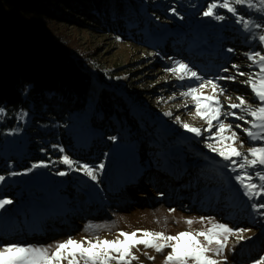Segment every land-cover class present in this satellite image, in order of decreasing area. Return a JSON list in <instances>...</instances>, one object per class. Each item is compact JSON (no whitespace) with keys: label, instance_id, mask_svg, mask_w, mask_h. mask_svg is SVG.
<instances>
[{"label":"rangeland","instance_id":"374dc122","mask_svg":"<svg viewBox=\"0 0 264 264\" xmlns=\"http://www.w3.org/2000/svg\"><path fill=\"white\" fill-rule=\"evenodd\" d=\"M139 1L143 2L139 8L147 10L146 28H149L157 45L123 41L102 33L92 23L67 12L63 14L65 18L50 21L42 30L68 44L76 58L93 74L95 83L103 74L104 80L132 97L140 109L138 116L148 117L152 126L137 131L135 143L121 139V135L115 136V140L110 139V154L102 163L104 168H95L97 181L60 163L64 155L60 151L46 155V168L27 169L19 175H9L10 183L19 188L9 197H0L13 201L0 209V245H51L50 251H54L56 242H63L69 237L78 241L86 237L94 241L97 236L100 239H116L120 231L137 229L176 235L181 231L206 230L211 226L207 218L211 217L215 219L212 222L225 223L233 229H250L243 233L245 237H251L245 239L248 243H253L260 235L259 240L263 242L260 251L242 258L245 249L241 243L243 240L236 244L237 237L230 236L227 242L224 254L228 257V264H250L252 259L264 253V215L255 212L252 207H236L232 203L236 188L243 194L234 179L240 172L239 158H234L237 159L236 165L210 158V154H217L206 147L207 143H215L205 139L210 135L203 131L207 124L196 117L191 99L180 95L188 86H196L200 81H179L166 69L174 66L175 61H183L204 79L234 74L233 64L239 65L241 71L254 72L258 68L248 67L251 61L244 53L261 51L262 45L259 42L255 49H251L236 41L233 34L239 26H243V22L236 23V17L224 9H218L226 17L222 21L203 16L211 0ZM251 3L252 8L258 9L254 11L255 17L247 4L237 7L244 20L249 21V28L258 40V36L264 34V5L260 0H251ZM257 24L261 27H256ZM230 48L234 52H229ZM223 68H229L230 72H223ZM246 79L238 76L235 82L218 81L227 89L219 96L225 113L243 114L240 109L229 107L239 103L237 97L240 96L253 107L257 106L250 88L243 83ZM202 91L205 95L212 94L210 85ZM166 112H171L172 116L164 115ZM12 116L17 117L18 122L34 121L21 111L12 113ZM177 116L180 121L201 128L202 135L197 137L183 129L175 122ZM221 118L233 126L239 123L249 127L244 121L231 116ZM234 130L240 136L234 145L239 151L247 153L249 147L264 145V141H251L241 129ZM15 135L19 140L22 130H16ZM152 146H162V149L161 154L149 162L146 151ZM14 147H23V144L16 141ZM232 167H236L237 172L231 171ZM141 169L143 173H140ZM59 171H67L68 175L59 176ZM248 171L252 173L254 170ZM254 182L260 183L255 177ZM38 208L46 214L45 226L36 215ZM260 211L264 212V209ZM201 217L205 218L202 223ZM232 218L235 220L232 221ZM187 219L196 221L191 229L185 223ZM141 224L144 227H136ZM11 228L13 233L8 235L7 230ZM47 236H54V239L47 243ZM38 238L40 242L36 243ZM145 251L155 260H148L143 255ZM168 251L170 249L157 254L152 249L138 246L133 249V254L139 260L133 264H163Z\"/></svg>","mask_w":264,"mask_h":264},{"label":"trees","instance_id":"16d2710c","mask_svg":"<svg viewBox=\"0 0 264 264\" xmlns=\"http://www.w3.org/2000/svg\"><path fill=\"white\" fill-rule=\"evenodd\" d=\"M141 3L0 0V107L7 110L0 117V175L5 177L0 182V197H9L19 188L9 181L13 170L19 173L47 161V154L59 151L53 145L63 147L73 160L98 165L110 154V137L121 135L135 143V133L152 126L148 117L138 116L140 109L132 97L104 80L103 74L95 83L68 44L42 30L50 21L65 18L67 12L104 34L151 45L156 42L146 28L147 10L139 8ZM249 10L255 17L258 9ZM233 36L243 47L255 49L259 43L243 26ZM19 111L34 121L18 122L12 113ZM16 130H22L19 140ZM16 141L23 147H14ZM152 147L146 151L149 162L161 154L162 146Z\"/></svg>","mask_w":264,"mask_h":264},{"label":"snow or ice","instance_id":"6c2138e0","mask_svg":"<svg viewBox=\"0 0 264 264\" xmlns=\"http://www.w3.org/2000/svg\"><path fill=\"white\" fill-rule=\"evenodd\" d=\"M260 3L264 5V0H260ZM245 4L249 8L253 6L251 0H211L202 14L205 17L222 21L226 17L220 14L218 9H224L236 17V23L243 22V29L249 31V21L244 20L237 7ZM172 11L175 12V9ZM256 27H261V25L257 24ZM258 41L262 45L261 51L244 53L246 58L251 61L248 67L255 66L258 71L244 72L240 70L239 65L233 64L231 68L236 70L234 74L218 76L215 79H204L203 76L193 71L188 63L183 61H175L174 66L166 69V71L175 75L179 81L186 79L200 81L196 86H188L187 90L180 95L191 99L196 117L206 122L207 127L203 131L208 132L210 135L205 139L215 141V143H207L206 147L231 165H236L237 159L234 158H239L238 168L240 172L234 179L249 201H264V145L249 147L247 153L239 151L234 145L237 140H240V136L234 129H241L251 141H264V34L258 36ZM228 51L234 52V49L230 48ZM222 71L228 73L230 69L223 68ZM238 76L247 77L243 83L250 88L258 104L253 107L243 96H240L237 97L239 103L230 104L229 107L240 109L243 114L225 113L222 110L223 105L219 96L223 95L227 89L218 81L235 82ZM209 85L212 94L205 95L202 90ZM228 99H231V97H228ZM185 107H187V104H185ZM6 115V108L0 107V117ZM164 115L172 116V113L166 112ZM222 116L225 119L231 116L236 120L244 121L249 127H244L239 123L235 126L232 123H225L224 119L221 118ZM246 116L250 119H245ZM175 122L197 137L202 135L201 128L180 121L178 116L175 118ZM213 128H215L214 132ZM227 133H230V135ZM110 139L115 140L116 137H110ZM240 142L243 146L244 142L242 140ZM53 147H59L61 153L65 151L63 147L57 145H53ZM59 162L68 166L71 171H82L92 181L98 180L95 168L98 167L100 170L104 168L103 164L92 166L73 160L67 154L62 155ZM40 167L46 168L48 164L43 161L34 163L27 171ZM249 169L254 171L250 173ZM231 171L237 172V168L232 167ZM19 174L16 172L10 173L12 176ZM57 175L65 176L68 175V172L59 171ZM254 177L258 178L260 183H255ZM4 179L5 177L0 175V182ZM12 203L11 199H0V209H4L6 205ZM251 207L255 212L264 215V212L260 211L264 209V202H253ZM170 211L175 210L171 209ZM207 219L211 226L206 230L195 232L187 230L176 235L166 234L162 231L137 229L132 232L120 231L116 239H100L97 236L94 241L87 237L78 241L69 237L63 242H56L54 251H50L51 245L37 246L15 243L0 245V264H64V262L66 264H133L134 261L139 260V257L133 254V249L141 245L145 249L154 250L157 254H163L166 249H170L164 256L163 264H228V257L224 253L228 247L229 237L236 236L237 242L251 239V237L243 235L244 232L250 231V229H233L228 224L212 222L214 218L209 217ZM204 220V217L200 218L201 223ZM195 222L193 219L185 220L189 229ZM89 226L91 227V225ZM120 237H123V239ZM143 255L150 261L155 260V257L149 256L146 251ZM217 257H223V259ZM250 264H264V253L252 259Z\"/></svg>","mask_w":264,"mask_h":264},{"label":"bare ground","instance_id":"6f19581e","mask_svg":"<svg viewBox=\"0 0 264 264\" xmlns=\"http://www.w3.org/2000/svg\"><path fill=\"white\" fill-rule=\"evenodd\" d=\"M143 172H144L143 169H141L140 173H143ZM59 185L61 186L62 183H59ZM233 194H234V199H233L232 203H233L234 206L243 207V208H247V209H249L251 207V203L249 202V199L246 196H244V194H240V192L238 191L237 188H236V190H234ZM116 204H118V203H116ZM36 215L40 219L41 223L45 226V216H46V214H45L44 210L41 209V208H38L37 211H36ZM213 220H215V219H213ZM233 220H235V218H232V221ZM136 227L141 228V227H144V226L141 224V225L136 226ZM118 228L123 230V228H121L119 225H118ZM123 231H125V230H123ZM12 233H13L12 228L7 230V234L8 235H12ZM260 238H261L260 235L255 237L253 243H248V241H245V240H243L241 242L243 245H245L244 253H242L241 258L244 257V255H253V254H255V253L260 251V249L263 247V242H261L259 240ZM39 239L40 238L35 239V242L36 243L40 242ZM53 239H54V236H47V238L45 239V242L49 243ZM239 243L240 242H236V244H239Z\"/></svg>","mask_w":264,"mask_h":264},{"label":"water","instance_id":"95a60500","mask_svg":"<svg viewBox=\"0 0 264 264\" xmlns=\"http://www.w3.org/2000/svg\"><path fill=\"white\" fill-rule=\"evenodd\" d=\"M210 158L215 160V161H221L222 160L221 157H219L218 155H215V154H210Z\"/></svg>","mask_w":264,"mask_h":264}]
</instances>
